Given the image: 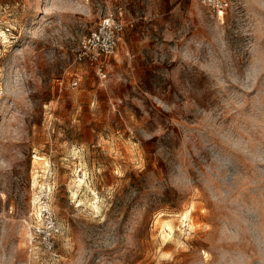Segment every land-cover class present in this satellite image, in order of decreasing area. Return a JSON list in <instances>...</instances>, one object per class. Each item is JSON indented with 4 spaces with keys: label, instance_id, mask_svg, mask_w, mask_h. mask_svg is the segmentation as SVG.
I'll return each instance as SVG.
<instances>
[{
    "label": "rangeland",
    "instance_id": "rangeland-1",
    "mask_svg": "<svg viewBox=\"0 0 264 264\" xmlns=\"http://www.w3.org/2000/svg\"><path fill=\"white\" fill-rule=\"evenodd\" d=\"M225 1L0 0V264H264V0Z\"/></svg>",
    "mask_w": 264,
    "mask_h": 264
},
{
    "label": "built area",
    "instance_id": "built-area-1",
    "mask_svg": "<svg viewBox=\"0 0 264 264\" xmlns=\"http://www.w3.org/2000/svg\"><path fill=\"white\" fill-rule=\"evenodd\" d=\"M211 9L222 12L225 9V0H202ZM123 29L121 20L112 14H106L100 18L97 25L81 41L77 59L94 65L100 78L106 76L108 58L115 54L120 33ZM77 84L76 81L72 85Z\"/></svg>",
    "mask_w": 264,
    "mask_h": 264
},
{
    "label": "bare ground",
    "instance_id": "bare-ground-1",
    "mask_svg": "<svg viewBox=\"0 0 264 264\" xmlns=\"http://www.w3.org/2000/svg\"><path fill=\"white\" fill-rule=\"evenodd\" d=\"M0 33L4 34L3 32H0ZM3 36L5 37V35H3ZM35 156H36V155H35ZM37 158H40V157L37 156ZM166 225L168 226L169 224H166ZM168 227L171 229V226H170V225H169ZM169 228H168V229H169ZM166 231H167V230H166Z\"/></svg>",
    "mask_w": 264,
    "mask_h": 264
}]
</instances>
